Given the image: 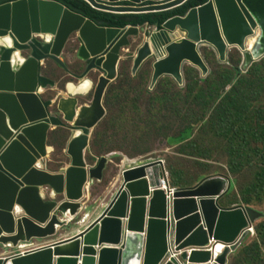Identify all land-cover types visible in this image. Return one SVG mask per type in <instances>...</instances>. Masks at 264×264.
<instances>
[{"label":"water","instance_id":"water-1","mask_svg":"<svg viewBox=\"0 0 264 264\" xmlns=\"http://www.w3.org/2000/svg\"><path fill=\"white\" fill-rule=\"evenodd\" d=\"M86 1L101 11L149 13L188 0ZM121 1L150 4H113ZM139 32L140 26L97 25L55 0L0 3V38L8 40L0 44V249L15 252L0 257V264H227L263 216L248 206H223L231 182L222 176L175 188L170 203L160 184L162 161L148 158L122 164L120 183L105 206L77 232L55 238L84 211L88 187L103 178L109 158L91 165L85 152L92 128L105 115V91ZM71 35L77 41L75 55L85 66L80 74H69L75 81L43 98V90L55 83L41 68L47 59L64 68L61 55ZM202 47L212 48L223 63L237 48L239 70L263 58L264 0H207L168 18L146 34L131 72L153 59L152 85L163 75L182 83L186 64L205 76L209 68ZM69 84L85 90L71 91ZM90 91V100L80 102ZM62 96L73 102L67 120L60 112ZM65 124L72 131L64 150L68 164L50 173L45 169L51 150L48 131ZM47 239L51 241L16 253ZM216 244L226 248L214 261Z\"/></svg>","mask_w":264,"mask_h":264},{"label":"rangeland","instance_id":"rangeland-1","mask_svg":"<svg viewBox=\"0 0 264 264\" xmlns=\"http://www.w3.org/2000/svg\"><path fill=\"white\" fill-rule=\"evenodd\" d=\"M152 30L154 26H140L129 50L123 52L117 78L105 91V115L92 128L85 155L87 162L96 163L100 158L108 157L109 163L102 180L95 182V187H88L84 211L69 228L59 230V233L77 232L105 206L120 183L117 181L119 166L124 159L162 158L172 187L196 186L206 178L226 177L231 182V189L222 204L248 206L263 214L253 224V235L228 257L227 264H264V191L253 188L264 140L256 142L252 137L253 133L264 137V79H260L264 78V61L239 70L242 61L238 66L235 63L229 65V57L236 54L232 49L228 62L219 61L224 65H216L214 60L211 61L216 55H208L211 51L202 47L208 75L204 76L199 68L196 70L186 64L182 83L164 76L152 85L151 60H146L135 74L131 72L133 55ZM66 44L63 58L69 52L74 53L77 47L75 35H71ZM68 64V69H76ZM66 67L62 69L53 61L44 63L41 73L47 72L46 76L55 85L43 90V98H52L60 92L64 82L75 81L64 76ZM234 68L237 73L233 77ZM79 70L82 72L83 69L79 67ZM227 76L228 84L225 82ZM91 92L79 101L87 103ZM50 108L54 112V108ZM71 137L72 131L66 124L49 133V142L57 146L50 150L45 168L55 170L67 161L64 150ZM246 142L249 145L245 146ZM242 145L244 149L240 148ZM251 147L253 154L249 153ZM247 162L255 164L248 166Z\"/></svg>","mask_w":264,"mask_h":264},{"label":"trees","instance_id":"trees-1","mask_svg":"<svg viewBox=\"0 0 264 264\" xmlns=\"http://www.w3.org/2000/svg\"><path fill=\"white\" fill-rule=\"evenodd\" d=\"M7 1H11V0H0V3L7 2ZM55 1H58L61 4H63L64 6H66L67 8L82 14L83 16L89 18L94 23H96L97 25H100V26L125 28L128 25L143 26L144 24H147L150 26H154L156 28H160L162 26V24L168 18L175 16V15H185L190 8L201 5V4L205 3L207 0H188L184 4H182L176 8H173L170 10H165V11L149 12V13H112V12L101 11V10L92 8L84 0H55ZM233 49L234 50L233 51L231 50V51L232 52L235 51L236 54L234 56H232L231 59L229 57V61H231V62H229V65L232 63H235L238 66L242 61V54L237 48H233ZM206 50L211 51V52L207 53L208 55L213 57V54H214V56H215V53L212 50H210L208 48H206ZM211 59H210L211 61L214 60L216 65H224V64L220 63L218 61V59H216V56L211 58ZM261 61H264V57L261 58L260 60L254 61L249 67L252 68L255 64H258ZM191 66L196 70L198 69L197 67H195L193 65H191ZM251 68H249L248 71H250ZM233 72L234 73H232V74L234 77L237 73L235 68H234ZM242 75H244V74H242ZM165 77L170 78L171 80L174 79L168 75H166ZM260 79H264V78L260 77ZM225 80H226L225 81L226 84H228V82H230L229 76H227V78ZM159 83H160V81H159ZM252 137L256 140V142H258L260 140H264V137L259 133H257V134L253 133ZM247 144L249 145V143L246 142L245 146H247ZM245 146L242 145L240 148L244 149ZM258 152H260V151H258ZM249 153L250 154L254 153L252 147L249 148ZM258 159H259V162H258V165L256 166L258 173L256 174V183H255V186L253 188L258 187L259 189L264 191V151L260 152ZM247 163H248V166H254V164H255V163L250 164L249 162H247ZM242 166L244 167V164H242ZM176 188H180V186H178ZM252 235H253V233H251L249 235V237Z\"/></svg>","mask_w":264,"mask_h":264},{"label":"crops","instance_id":"crops-1","mask_svg":"<svg viewBox=\"0 0 264 264\" xmlns=\"http://www.w3.org/2000/svg\"><path fill=\"white\" fill-rule=\"evenodd\" d=\"M154 29H157L156 27H154ZM132 39H134V37L132 38ZM67 45V44H66ZM66 47V46H65ZM208 49H210V50H212L214 53H215V51L212 49V48H208ZM63 51H65V48H64V50ZM74 53H71V52H69L68 53V55L66 56V57H62L61 56V60H62V63H63V65H64V67H66V64L67 65H69L68 63H70V64H72V65H74L73 67L75 68L76 67V69L75 70H71L70 68L68 69V67H66L67 68V71L65 72V74H64V76H68V77H71V75H69V74H72V75H78V73H79V67L80 68H84V66H85V62L83 61V60H81V59H79V58H77L76 57V55H75V51H73ZM63 54V53H62ZM215 55H216V53H215ZM64 59H66L67 60V63H66V60H64ZM216 59H217V55H216ZM148 60H151L152 62H153V59H148ZM52 62V60H49V59H47V60H45V62ZM54 62V61H53ZM56 63V62H55ZM60 66V65H59ZM62 69H64L62 66H60ZM81 72V71H80ZM46 74H47V72H42V75H44V76H46ZM207 75V74H206ZM163 76H166V75H163ZM163 76H161V77H163ZM168 76H170V75H168ZM47 77V76H46ZM63 77V75L61 76V78ZM160 77V78H161ZM170 77H172V76H170ZM71 78H73V77H71ZM159 78V79H160ZM173 78V77H172ZM158 79V80H159ZM158 80H157V82L155 83V85L158 83ZM53 130H55V129H50L49 131H48V135H47V141H46V145L47 146H49L50 148H51V150L53 149V148H55L56 149V144L55 143H51V142H49V133L50 132H52ZM53 140V139H52ZM48 158V157H47ZM138 161H139V159H137ZM136 161V160H135ZM141 161V160H140ZM48 163H49V160L47 161ZM46 162V163H47ZM89 164H91V165H94L95 163H93V162H88ZM109 163V162H108ZM67 164H68V159H67V161H65L64 163H63V165L61 166V167H58L57 169H55V170H53V169H51L50 167H48V166H46V170L48 171V172H50V173H56V172H58L60 169H62V168H64V167H66L67 166ZM122 164H123V162H122ZM119 168H121V166H119ZM95 182H98V181H95ZM93 183V184H91V188L92 187H95V184L96 183ZM98 184V183H97ZM111 198V197H110ZM225 198V197H224ZM223 198V199H224ZM222 199V200H223ZM84 202H87L86 201V199L84 200ZM84 202H83V204H84ZM221 204H222V201H221ZM223 206H225L224 204H222ZM227 207V206H226ZM76 231H74V232H70V233H68V234H60V233H58V235L55 237V238H64V237H68V236H70L71 234H73V233H75ZM47 241H51L50 239H47V240H44V241H41L40 243H36V242H33L32 244H35V245H43V244H46V243H48ZM13 253H15L14 251H12L11 249H8V248H6V249H0V257H5V256H8V255H10V254H13Z\"/></svg>","mask_w":264,"mask_h":264},{"label":"built area","instance_id":"built-area-1","mask_svg":"<svg viewBox=\"0 0 264 264\" xmlns=\"http://www.w3.org/2000/svg\"><path fill=\"white\" fill-rule=\"evenodd\" d=\"M89 6L92 7V5H90L86 0H84ZM115 5H124V6H144V5H149L150 2H141V3H138V4H133V3H130V2H127V1H121V2H116V3H113ZM94 8V7H92ZM154 159H158V160H161L162 161V172H163V178L160 180V184H161V187L162 189H164V191L166 192V195H167V199L168 201L171 203L172 201V196H173V193L175 191V187H172L169 183V179H168V171L164 165V160L162 158H154ZM141 160H144V159H141ZM140 161V160H139ZM138 162V161H136ZM166 182L167 186H163L162 184ZM250 234H251V231H250ZM41 245H35V244H28V245H25V246H22L19 248V250L16 251V253H19V254H23L24 252L26 251H30L32 249H35L37 247H39ZM216 246L214 247L213 251H211V254H212V259L215 261L219 256H221L222 254H219L218 256H216V254L214 253L216 251ZM226 246H224V250H225Z\"/></svg>","mask_w":264,"mask_h":264},{"label":"bare ground","instance_id":"bare-ground-1","mask_svg":"<svg viewBox=\"0 0 264 264\" xmlns=\"http://www.w3.org/2000/svg\"><path fill=\"white\" fill-rule=\"evenodd\" d=\"M7 37L5 38H0V44H3V43H7ZM248 45L249 46H252V43H253V40H249L248 41ZM69 90L71 91H76V90H85V87H83V85H80L79 87H77V89H75V87H72L71 84H69L68 86ZM63 97V100H61V104H60V112L62 114H64L65 116V120H67V118H69L70 114H71V107H72V100L70 98H67L66 96H62ZM72 118V117H70ZM78 132V131H77ZM48 152H50L49 149H47ZM138 161L137 159H124V162L123 164H127V163H130V162H136ZM118 182H120V178L117 179ZM163 186H167L166 182H164L162 184ZM87 221V219L85 218V221L84 223ZM252 232V231H251ZM216 251L214 252L216 254V256H218L219 254H222L224 252V245L223 244H216Z\"/></svg>","mask_w":264,"mask_h":264}]
</instances>
